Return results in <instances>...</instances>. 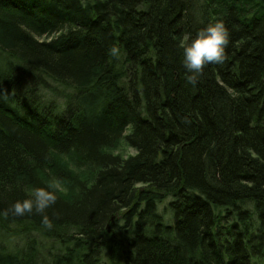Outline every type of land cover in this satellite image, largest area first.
I'll return each instance as SVG.
<instances>
[{
  "label": "trees",
  "instance_id": "1",
  "mask_svg": "<svg viewBox=\"0 0 264 264\" xmlns=\"http://www.w3.org/2000/svg\"><path fill=\"white\" fill-rule=\"evenodd\" d=\"M51 179L50 230L3 215ZM118 263L264 264V0H0V264Z\"/></svg>",
  "mask_w": 264,
  "mask_h": 264
},
{
  "label": "clouds",
  "instance_id": "2",
  "mask_svg": "<svg viewBox=\"0 0 264 264\" xmlns=\"http://www.w3.org/2000/svg\"><path fill=\"white\" fill-rule=\"evenodd\" d=\"M229 39V30L222 19H217L201 28L194 37L189 35L184 38L181 47L183 49V65L189 73L186 76L188 83L195 85L206 65L224 63ZM109 53L115 58L120 56V50L115 45L109 49ZM58 192V183L36 187L29 193V198L22 201L17 200L3 215L7 217L9 211L15 216L35 212L42 216V226L50 230L53 227V222L46 214V210L56 203Z\"/></svg>",
  "mask_w": 264,
  "mask_h": 264
},
{
  "label": "rangeland",
  "instance_id": "3",
  "mask_svg": "<svg viewBox=\"0 0 264 264\" xmlns=\"http://www.w3.org/2000/svg\"><path fill=\"white\" fill-rule=\"evenodd\" d=\"M135 151H134V149L133 148H131V147H129V146H127V145H125L124 143H122V145H119L118 147H117V149H115L114 150V153H120L123 157H126L127 155H129V154H133ZM69 167H70V169H72V170H74V167L72 166V165H69ZM66 168H68V165H67V167ZM52 180V179H51ZM53 182L52 183H58L59 184V188L61 189V190H63V185L62 184H60L58 181H56V180H52ZM107 262V261H106ZM108 263V262H107ZM118 264H120V263H118Z\"/></svg>",
  "mask_w": 264,
  "mask_h": 264
}]
</instances>
